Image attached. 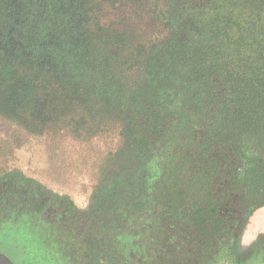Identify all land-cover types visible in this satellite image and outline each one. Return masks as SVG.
I'll return each instance as SVG.
<instances>
[{
  "label": "trees",
  "instance_id": "1",
  "mask_svg": "<svg viewBox=\"0 0 264 264\" xmlns=\"http://www.w3.org/2000/svg\"><path fill=\"white\" fill-rule=\"evenodd\" d=\"M0 124L6 159L113 142L83 208L0 168L19 264H239L264 203V0H0Z\"/></svg>",
  "mask_w": 264,
  "mask_h": 264
},
{
  "label": "rangeland",
  "instance_id": "2",
  "mask_svg": "<svg viewBox=\"0 0 264 264\" xmlns=\"http://www.w3.org/2000/svg\"><path fill=\"white\" fill-rule=\"evenodd\" d=\"M9 127L0 124V138H8ZM52 138L45 135L43 143H25L15 147L8 159L0 155V168L10 164L14 168H22L29 174L42 181L53 191L68 196L77 207H85L88 202L91 184L97 178L98 166L101 165L105 151L111 148L113 142L108 141L105 150L99 148L86 154L79 151L76 154L68 148L69 141L66 133H54ZM3 141H0V146ZM45 142V143H44ZM64 148V149H63ZM5 153L8 155L7 151ZM246 224L240 233L238 262L244 264L258 248L264 236V203L253 210L246 219ZM1 251L16 263H20V255L14 245L2 243Z\"/></svg>",
  "mask_w": 264,
  "mask_h": 264
},
{
  "label": "water",
  "instance_id": "3",
  "mask_svg": "<svg viewBox=\"0 0 264 264\" xmlns=\"http://www.w3.org/2000/svg\"><path fill=\"white\" fill-rule=\"evenodd\" d=\"M0 264H17L7 254L0 252Z\"/></svg>",
  "mask_w": 264,
  "mask_h": 264
},
{
  "label": "flooded vegetation",
  "instance_id": "4",
  "mask_svg": "<svg viewBox=\"0 0 264 264\" xmlns=\"http://www.w3.org/2000/svg\"><path fill=\"white\" fill-rule=\"evenodd\" d=\"M0 252H2V251H0ZM14 261V260H13ZM15 262V261H14ZM16 263V262H15ZM18 264V263H17Z\"/></svg>",
  "mask_w": 264,
  "mask_h": 264
}]
</instances>
